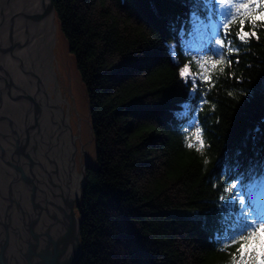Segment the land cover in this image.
Here are the masks:
<instances>
[{"label":"trees","instance_id":"16d2710c","mask_svg":"<svg viewBox=\"0 0 264 264\" xmlns=\"http://www.w3.org/2000/svg\"><path fill=\"white\" fill-rule=\"evenodd\" d=\"M192 3L55 0L89 102L97 149L77 206L83 251L76 264H229L211 228L213 210L235 179L220 177L237 148L247 141L240 171L264 163V31L260 40L241 47L238 64L231 57L232 67L208 93L216 107L206 104L198 113L209 145L201 155L185 147L187 121L173 115L191 87L178 72L196 55L186 53L183 43L191 39ZM190 66L196 70L195 62ZM256 127L262 132L253 141L249 133ZM204 216L207 230L200 223Z\"/></svg>","mask_w":264,"mask_h":264},{"label":"water","instance_id":"95a60500","mask_svg":"<svg viewBox=\"0 0 264 264\" xmlns=\"http://www.w3.org/2000/svg\"><path fill=\"white\" fill-rule=\"evenodd\" d=\"M68 50L55 0H0V264L83 251L77 206L97 149Z\"/></svg>","mask_w":264,"mask_h":264},{"label":"snow or ice","instance_id":"6c2138e0","mask_svg":"<svg viewBox=\"0 0 264 264\" xmlns=\"http://www.w3.org/2000/svg\"><path fill=\"white\" fill-rule=\"evenodd\" d=\"M189 21L192 25L191 39L183 42L184 50L196 55L192 61L179 67L178 75L186 86L191 82V87L173 115L178 120L187 121L186 127L182 126L185 147L204 155L209 145L198 113L206 104L215 110L216 106L206 97L216 87V81L225 69L232 67L231 57L236 55L238 64L241 47L253 39H261L259 31H264V0H193ZM233 25L238 26L234 34ZM169 27L177 31L171 22ZM183 32L182 26L179 33L183 35ZM234 41H238L240 47ZM207 52L212 55H200ZM169 54L179 66L174 45H169ZM192 62L196 64L195 71L190 66ZM228 75L241 79L234 72ZM228 94L234 95L232 92ZM261 132L262 129L256 127L249 133V138L255 141ZM246 147L247 141L232 154L231 164H223L220 179L229 175L235 179L229 181L215 202L211 228L219 245L218 251L229 255V264H264V163L240 171V157ZM204 163L207 164L208 160L205 159ZM213 187H217L216 182H213ZM200 223L206 230L209 228L207 216L200 218ZM233 248L234 251H229Z\"/></svg>","mask_w":264,"mask_h":264},{"label":"rangeland","instance_id":"374dc122","mask_svg":"<svg viewBox=\"0 0 264 264\" xmlns=\"http://www.w3.org/2000/svg\"><path fill=\"white\" fill-rule=\"evenodd\" d=\"M68 56H69L71 62L74 61V58H73L72 55L70 54V51H69V50H68Z\"/></svg>","mask_w":264,"mask_h":264},{"label":"flooded vegetation","instance_id":"af4514ba","mask_svg":"<svg viewBox=\"0 0 264 264\" xmlns=\"http://www.w3.org/2000/svg\"><path fill=\"white\" fill-rule=\"evenodd\" d=\"M74 113V112H73ZM74 117H75V115L73 114V123H74ZM74 127L76 128V125H75V123H74Z\"/></svg>","mask_w":264,"mask_h":264}]
</instances>
